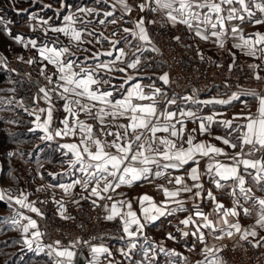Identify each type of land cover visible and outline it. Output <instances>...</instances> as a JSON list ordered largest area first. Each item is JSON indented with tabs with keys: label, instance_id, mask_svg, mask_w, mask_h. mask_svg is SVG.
<instances>
[{
	"label": "snow or ice",
	"instance_id": "6c2138e0",
	"mask_svg": "<svg viewBox=\"0 0 264 264\" xmlns=\"http://www.w3.org/2000/svg\"><path fill=\"white\" fill-rule=\"evenodd\" d=\"M60 3L62 8L68 7L65 0ZM95 4L97 7H79L63 15L61 24L31 16L37 21L32 31H39L45 39L13 36L25 49L36 51V56L18 59L39 65V75L46 81L38 87L34 107L29 109L22 101L16 107L34 118L30 133H42L41 142H55L60 157L56 162L63 169L47 172L57 182L36 191L59 188L71 203L85 200L102 208L105 220L119 223V239L125 242L119 253L130 264H158L161 255L168 258V264H189L187 257L150 240L145 233L149 224L177 213L184 214L178 221L183 227L177 231L195 237L200 245L202 259L197 264H226L221 254L227 245L220 242L233 237L253 248H264V235H260L264 232V195L257 196L254 190L264 193V90L238 85L236 91L223 94L226 98L208 99H200L198 89L185 95L172 92L169 73L156 74L158 65L152 54H159L160 49L149 32V26L158 23L161 27L182 25L193 40L226 50L232 59L229 71L237 58L231 49H238L259 61L247 67L252 79L264 82V32L246 35L243 27L246 22L264 26V0H95ZM0 25L12 36L2 16ZM50 32L56 37L49 36ZM61 35L67 44L59 39ZM173 39L179 42L181 37ZM228 40L233 41L231 49H226ZM78 52L84 55L78 56ZM197 55L205 58L200 50ZM225 88H230L227 82ZM41 100L46 107L40 106ZM54 100L63 101L66 113L56 127ZM209 105L239 111L227 117L221 111L204 114ZM188 122L196 127L189 130ZM214 126L223 127L224 134H215ZM65 138L70 140L62 142ZM37 163L43 168V163ZM60 176L73 178L61 183ZM145 183L154 185L163 199L157 201L148 193L129 198L121 191ZM77 186L85 194L77 197L73 192ZM217 191H227L232 197L230 207L218 199ZM52 199L61 219L73 218L66 214L63 197L56 200L53 195ZM205 200L212 205L210 212L201 207ZM0 201L10 208L19 206L10 217H0V225L19 232L17 243L43 253L51 264H75L78 246L88 247L87 264H118L103 243L78 238L66 245L61 240L41 244L45 233L21 209L43 217L36 205L46 201L30 200L22 190L18 195L0 191ZM242 216L252 217L253 223L242 226ZM167 239L177 237L170 232ZM137 250L142 257L139 261L134 259Z\"/></svg>",
	"mask_w": 264,
	"mask_h": 264
},
{
	"label": "crops",
	"instance_id": "0c3cea01",
	"mask_svg": "<svg viewBox=\"0 0 264 264\" xmlns=\"http://www.w3.org/2000/svg\"><path fill=\"white\" fill-rule=\"evenodd\" d=\"M15 1V0H14ZM73 2H67L68 7L60 10L61 3H56V4H51V7L49 8L50 14H53L51 17L52 22H55L56 24H61L62 23V18L63 15L70 14L71 12L75 11L79 7H97L95 4V0H72ZM22 2L24 3V7L22 6ZM18 7H15V12H24V17L19 19V22L16 23L15 27L17 29V32L19 35H22L24 33L25 35L32 37V38H41L42 35L39 31L33 32L32 27L36 24L32 23V19L30 18L31 16H37L43 18L44 14L46 12H43L42 10V4L43 0H19L18 2ZM40 8V9H39ZM61 12V13H60ZM136 13H133V17H135ZM43 16V17H42ZM55 17V18H54ZM28 22V23H26ZM26 23V24H24ZM37 23V22H35ZM238 23V22H236ZM180 26L189 36V40L191 44L194 47L195 50V55H197V50H200L203 52L204 55H210L213 56L217 59L225 58L229 64H232V59L228 52L226 50H221L220 48L216 47L212 43H206L204 41H199V40H193L190 36V34L187 32L184 26L182 25H177ZM170 29H173V27L167 26ZM244 33L251 34L256 31L259 32H264V26H258V25H253L250 23H245L244 24ZM175 28V27H174ZM97 29L99 30V26L97 25ZM27 30V31H26ZM52 37H56L57 34L54 33H49ZM59 39L67 44V39L63 37L62 35L59 37ZM233 41L228 40L226 42V49H231ZM84 47H89L87 45H84ZM99 48V46H97ZM104 48H108V45L105 44ZM233 52L236 53V63L235 65L241 66L244 68H247V65L249 63H259V61L254 60L251 57L245 56L238 49H231ZM37 54V53H36ZM78 56H83L84 53H77ZM199 57V56H198ZM106 59V58H105ZM51 69V66H49ZM250 70V69H249ZM251 71V70H250ZM151 72V70H149ZM161 72H168L170 75V72L168 71L167 68L165 67H158L157 68V75H159ZM171 79V75H170ZM172 81V80H171ZM115 82V81H114ZM39 86H43V83L41 82ZM166 88L168 86H165ZM171 91L179 94V95H185L191 93L192 89H198L199 90V98L200 99H208L211 97H218V98H226L223 96V94L226 91H236L237 87H230V88H225L224 85L222 84H216L213 85L209 88L206 89H200L197 87H188L184 89H176L173 85L171 84ZM248 89V88H245ZM38 91V88L36 91H34L29 99V102L26 103L24 99H19L18 101H22L25 107H28L31 109L34 107L33 103V98L35 97L36 93ZM258 91V90H257ZM55 103V111L53 113V127H56L59 125V122L64 119L66 116V113L63 110V101L60 100H54ZM40 106L46 107V104L44 103L43 100L40 101ZM23 110V109H22ZM253 111H255V107L253 106L252 108ZM24 111V110H23ZM212 111H221L225 113V116H231L233 112L239 111V108H234V109H228L226 106L222 105H209L207 108L204 109V114H211ZM27 113V112H26ZM30 117V116H29ZM82 120L85 119L83 115L80 117ZM33 117H30V126L33 127L31 121L33 120ZM91 122V121H89ZM124 122V121H121ZM62 126V125H60ZM196 127L195 124L188 122L187 128L190 130L191 128ZM214 132L217 135H223L225 132V129L221 126H214ZM42 135V133L37 132L35 135L36 138V143L35 145L38 146V150L34 154V159H28L27 156L22 155L21 157L19 156V162L18 165H12L14 166L15 169L9 170V171H2V158L0 156V191H5V192H10L13 195H18L19 191H24L29 195L30 200H38V201H46L49 203H53L56 208L58 209V205L53 202V195L55 196L56 200H60L62 197L64 198V202L66 207L75 205L74 203H71V198L70 197H65L63 192L59 189H46L45 191L42 192H37V188L41 187L42 185H47L49 183H56L57 181H53L50 176L47 175V172H61L63 169L61 168L60 164L57 163L56 161L60 159L59 153H55L51 156H48L47 158H43L41 160H38L39 153L42 149V146H47L50 142H41L39 139V136ZM198 139H210L208 137H199ZM70 138H65L64 141L62 142H68ZM212 143H218L216 141H211ZM55 143V142H54ZM11 155V153H10ZM52 160V163H47L46 161ZM37 161H40L43 163V168H41ZM203 164V162H202ZM15 174L13 179L11 178V175ZM41 174L44 175V178L41 179ZM73 177L71 176H60L59 182L61 183H68L71 181ZM158 183H163V181H158ZM206 187H212L211 184L206 183ZM255 193L257 196L264 195V193H261L259 188H255ZM121 191H124L129 198H134L136 196L142 195L144 193H148L149 195H152L157 201H160L163 199V196L161 193H159L154 185L150 184H139L135 185L132 188H123ZM73 192L77 195V197L81 194H85L81 192V189L79 186H77L75 189H73ZM216 195L218 199L225 204L226 207H230L232 204V197L227 193V191H217ZM85 200H81L80 202H83ZM191 200L188 201V206H191ZM41 203H37V207L40 208ZM19 206H13V207H8L7 203L4 202V205L0 206V217H10L14 210L18 208ZM137 207L134 205V208ZM201 207L204 211L210 212L212 209V205L209 201L205 200L202 204ZM103 210V209H102ZM26 215L32 216L34 219L38 221V224L40 226V231L44 233L43 226L41 224V220L38 216H36L34 213H30L25 209H21ZM104 210H103V217H104ZM184 214L177 213L174 216H164L161 217L159 220H157L153 224H149L148 227L145 229V233L148 236V238L156 243L163 244L167 249L175 250V252L179 253L180 255L187 257L189 264H197V261L202 259L200 256V245L196 242L195 237L188 236L184 237L182 236L178 231V227H183L179 225L178 221L179 219L183 218ZM240 222L242 226H249L253 223L252 217H245L242 216L240 218ZM173 233L176 235L177 239L176 240H169L167 239L168 233ZM10 235H13L17 237V239H20V233L17 232L16 230L11 228ZM121 235V231L118 230L114 234L105 237L101 240H98L96 242H93V244H100L103 243L105 246H108L110 250L113 252L114 259L118 262V264H130V262L121 257L119 253V249L122 247H125V242L120 240L119 237ZM260 235H264V232H261ZM41 244L47 245V244H52L54 241L49 240L46 235H44L41 238ZM242 241H239L238 237H233L231 240H225L223 244L226 245H233V244H238ZM142 243V241H141ZM196 245L195 250H190L193 248V245ZM18 246L20 249H22V252H26L28 254H34V255H41L42 256V262L43 264H51V260L49 257L44 255L43 253L36 254L35 252L28 251L26 247L23 246L22 242L18 243ZM35 247V245H34ZM78 256L75 260V264H87V259L89 258V249L86 246L85 248L79 249L78 250ZM141 253L139 250H137L134 254V259L139 261L141 260ZM178 259V257L174 258ZM104 264H107V261H104ZM158 264H168V258L165 257L164 255H161L158 260Z\"/></svg>",
	"mask_w": 264,
	"mask_h": 264
},
{
	"label": "built area",
	"instance_id": "2783aa9c",
	"mask_svg": "<svg viewBox=\"0 0 264 264\" xmlns=\"http://www.w3.org/2000/svg\"><path fill=\"white\" fill-rule=\"evenodd\" d=\"M149 32L160 49L159 54H152L154 61L160 67L168 69L176 89H206L216 84L225 86L227 82L230 87L239 85L242 88L264 90V82L252 79L249 69L235 65L229 71L230 64L224 57L217 59L204 55L205 58L201 60L195 55L188 34L180 26L170 29L167 26L161 27L158 23L149 26ZM175 36L181 37L179 42L173 39ZM5 65L9 70L15 69L13 72L18 73L21 80L23 78L26 87L37 80L31 75L32 70L29 68L28 71L19 59L9 60ZM40 210L44 213L43 217L39 218L46 237L52 241L61 240L65 245L78 238L93 243L120 230L118 222L105 220L102 208L93 207L90 201L67 206L66 214L73 217L69 220L60 218L53 203H41ZM85 247L78 246V250ZM221 255L226 264H264V248H253L244 241L227 245Z\"/></svg>",
	"mask_w": 264,
	"mask_h": 264
},
{
	"label": "trees",
	"instance_id": "16d2710c",
	"mask_svg": "<svg viewBox=\"0 0 264 264\" xmlns=\"http://www.w3.org/2000/svg\"><path fill=\"white\" fill-rule=\"evenodd\" d=\"M50 2H57L59 0H48ZM73 2L72 0H70ZM2 3V0H0ZM24 12H15L12 8H6L2 15L8 17L9 15L17 16L21 18L24 16ZM158 65V63H156ZM159 67V65H158ZM14 79L16 88L18 90L17 97L23 98L24 101L29 102L31 94L38 88L39 82L35 81L26 87L23 78L17 73L10 72L3 66L0 65V83L9 79ZM7 111L12 110L14 115L11 117H6L0 114V156L2 158V171H9L15 169L14 166L10 165L12 158H16L19 161V156L25 155L28 159H34V154L37 151V146L35 145V135L36 133H30L28 131L30 126L29 115L22 110L11 105L0 106ZM7 120H12L14 125L10 126L6 124ZM11 153V155H10ZM56 153L55 143L50 142L47 146H42L39 153L38 160L47 158ZM15 174L11 175V178ZM4 205V202L0 201V206ZM6 229V230H5ZM11 228L5 225H0V259L5 264H43L41 255H32L24 252L22 254V249L18 246L17 237L10 235ZM9 241L8 243H4ZM26 262V263H25ZM38 262V263H37Z\"/></svg>",
	"mask_w": 264,
	"mask_h": 264
},
{
	"label": "rangeland",
	"instance_id": "374dc122",
	"mask_svg": "<svg viewBox=\"0 0 264 264\" xmlns=\"http://www.w3.org/2000/svg\"><path fill=\"white\" fill-rule=\"evenodd\" d=\"M18 2H19V0H15V1L14 0H2V3H0V16H2L4 18V20L6 22V26L12 32V36H9L5 31H3V26L0 25V65L2 64L3 66H5V68H6L5 62H7L9 60L18 59L19 56H24L25 60H27L29 57H33V56L37 55L36 51L34 49H30V48L25 49L22 44L16 43L15 40L13 39V36L19 35L15 25L17 22H19L20 18H17V16H13V15H9L8 17H5L4 15H2V12H5L6 8L10 7V8L15 10V7H18V4H19ZM67 2H70V0H65L66 4H67ZM56 3L57 2L53 3V2H50L48 0H43L42 10H43V12H46V14L43 15L44 17L42 16L44 19L51 18L53 15V14H50V10H49L50 7H47V6L51 5V4H56ZM58 3H60V0L58 1ZM22 6L24 7L23 2H22ZM63 9H65V8H61L60 10H63ZM35 22H37V21H34V20L32 21L33 24H36ZM51 22H52V20H51ZM26 23H28V22H26ZM26 23H24V24H26ZM48 35L51 36L50 34H48ZM22 36H24L25 38L30 37V35L27 36L24 33H22ZM40 39H45V38L42 36ZM24 64L27 67L28 71H29V68L32 70L31 75L37 79L35 81H37L39 83L42 82L43 85L46 83V81H44L43 77H41L39 75V71H38L39 65H28L26 63H24ZM7 70H9V69H7ZM10 72H13V71H10ZM13 73H16V72H13ZM35 81H33V82H35ZM33 82H31V83H33ZM13 89H14V91H12ZM17 93H18V90L16 88L15 81L13 78L6 80L4 82H1L0 83V106L9 105V104H7L8 100H12V104L14 106H16V102L19 99H22L20 97H17ZM0 114H2L3 116H6V117H9V116L11 117L12 115H14V112H12V110L7 111L6 109H4L2 107V108H0ZM6 124L10 125V126L14 125L12 120H7ZM18 162H19L18 159L12 158L10 164L17 166ZM23 253L24 252H22V254ZM0 264H5V263H3V261L0 259ZM22 264H24V263H22Z\"/></svg>",
	"mask_w": 264,
	"mask_h": 264
}]
</instances>
